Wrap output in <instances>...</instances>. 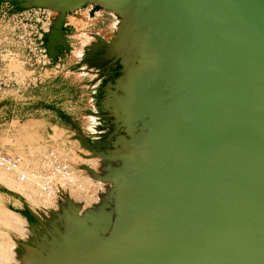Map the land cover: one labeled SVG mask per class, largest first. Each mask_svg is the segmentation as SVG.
Returning <instances> with one entry per match:
<instances>
[{"label": "water", "instance_id": "obj_1", "mask_svg": "<svg viewBox=\"0 0 264 264\" xmlns=\"http://www.w3.org/2000/svg\"><path fill=\"white\" fill-rule=\"evenodd\" d=\"M10 1L55 10L52 57L66 11L118 19L99 51L120 73L97 101L115 136L105 152L80 142L105 160L84 165L105 191L27 207L24 264H264V0Z\"/></svg>", "mask_w": 264, "mask_h": 264}, {"label": "built area", "instance_id": "obj_2", "mask_svg": "<svg viewBox=\"0 0 264 264\" xmlns=\"http://www.w3.org/2000/svg\"><path fill=\"white\" fill-rule=\"evenodd\" d=\"M7 2L0 1V92L5 88L22 91L55 77L65 70L67 58L79 61L96 37L108 41L118 21L111 11L92 3L66 11L63 27L67 31V48L52 57L45 42L55 10L33 5L8 11ZM0 167L14 172L16 178L34 188L38 207L58 206L70 189L77 190L74 192L83 202L98 200L96 189L103 187L54 152L42 155L35 163L25 162L18 154L0 152Z\"/></svg>", "mask_w": 264, "mask_h": 264}, {"label": "rangeland", "instance_id": "obj_3", "mask_svg": "<svg viewBox=\"0 0 264 264\" xmlns=\"http://www.w3.org/2000/svg\"><path fill=\"white\" fill-rule=\"evenodd\" d=\"M11 10H14V8H8V11ZM106 17L108 19V15ZM82 58L83 56L80 60ZM93 71L94 66L88 63H85L79 69H74L72 73L63 70L55 76L58 79L51 85H48L41 94H34L35 99L33 100H37V102L39 100L49 102V106H56L63 112H68L66 116H71L72 118L70 124L66 120L67 117L62 119L58 127L52 126L47 132H43V135L40 131H28V123L24 121V109H21L20 105H28V89L18 92H15L11 88L3 89L0 92V152L18 154L25 162L30 163H35L38 158L46 153L54 152L69 161L72 166L78 167L86 173L88 172L84 168V165L91 167L90 163L92 160H103L97 158V156H92L90 151L80 144L82 139L95 142L96 137L104 131L100 126V120L93 117L94 114L91 113L92 107L89 105L91 102L89 97H92L94 94L92 91L94 88L92 85L93 81H91V76H95ZM83 90L85 92L81 94ZM39 95L40 97L38 98L37 96ZM68 95L78 96L77 98L81 97L80 101L77 102V109L75 111L71 109L63 98ZM58 96H60L59 99ZM49 109L55 110L53 107ZM84 110L86 111L84 112ZM33 115L34 117H38L40 114L34 113ZM46 116V113L43 114V117ZM16 117L19 120H16ZM100 172H102V168L97 171V173ZM9 175L14 181H19L13 173ZM13 192L16 191L11 185L8 186L0 182V250H4L0 251V254L3 255V252L6 251L10 252H7L6 255L15 254L16 252L17 254L20 253L19 256L23 257L21 253L24 252L26 247L23 248L22 252L18 251L20 248L15 240H27V237L17 233L16 230L14 231V223H21L23 221L28 226L27 221L33 220L29 216L27 207L40 217L43 215L47 216L49 211L38 207L37 202L32 200V198L29 199L26 194L16 192L18 193L17 196ZM32 196L34 197L35 194ZM72 196H70L72 197L70 199H73L72 201L74 202L76 198L74 195ZM56 209H58V206L53 205V211H57ZM6 213L8 214L6 215ZM8 219H10V222H8ZM12 245L14 246L12 247ZM6 247L9 250H6ZM10 247L14 249L11 250ZM6 255L5 257L9 258Z\"/></svg>", "mask_w": 264, "mask_h": 264}, {"label": "crops", "instance_id": "obj_4", "mask_svg": "<svg viewBox=\"0 0 264 264\" xmlns=\"http://www.w3.org/2000/svg\"><path fill=\"white\" fill-rule=\"evenodd\" d=\"M7 1H8L7 2L8 7L9 6H10V8L15 7V5H16L15 2L10 1V0H7ZM14 9H17V8H14ZM62 33H63V36L66 40V43H68V39L66 37L67 31H66V28L63 26H62ZM63 49H66V48H62L61 50H63ZM61 50L58 53H60ZM73 60L74 59L72 57L67 58L66 64H65V72L69 71V73H72L74 71V69H79L81 66H84L86 63V62H83V63L79 64L81 62V60H79L77 62H75ZM91 77H92L91 81H93L92 85L95 86L98 83V80L96 79L95 76H91ZM57 79L58 78L53 77L49 80L44 81L41 84H38V85L28 89V105H25V104L20 105L21 109H24V114H23L25 116L24 121H27V123H28V131H30V130L31 131L34 130L36 132L40 131L41 134L43 135L44 134L43 132H47L52 126L58 127L60 124V121H62V119L66 118V117H67L66 120L69 124H70V122H72L71 116H69V117L66 116L68 112L67 113L63 112L60 108H58L56 106H49V102H44L42 100H39V102H37V100H33V99H35L34 94H36V93L41 94L47 88L48 85H51ZM84 90L81 92V94H83V92H85ZM37 97L39 98L40 95ZM59 97L60 96H58V99H59ZM77 97L78 96H74V95H68V96L63 97L65 102L68 103V105L71 107V109L73 111H75V109H77V102H79L81 99V97L80 98H77ZM89 98L91 100L89 105L92 107L91 113L94 114L93 117L96 118V115H95L96 110L95 109H96V106L98 105L97 101L100 98V95L97 98V95L93 94V96L89 97ZM50 107H53L55 110H50L49 109ZM85 111L86 110H84V112ZM34 113H39L40 115L38 117H34V115H33ZM45 113L47 114V116L43 117V114H45ZM16 120H19V118L16 117Z\"/></svg>", "mask_w": 264, "mask_h": 264}, {"label": "flooded vegetation", "instance_id": "obj_5", "mask_svg": "<svg viewBox=\"0 0 264 264\" xmlns=\"http://www.w3.org/2000/svg\"><path fill=\"white\" fill-rule=\"evenodd\" d=\"M103 41L104 40L101 39L92 40L91 43L97 47L94 48V50L86 49L81 60V62H86L94 66L93 72L98 83L94 86L92 91L97 95V98L105 91L108 83L112 82L120 73V66L117 61L113 60L112 56L108 55L106 52L99 51V47H101ZM95 115L96 118L100 120V126L104 131L96 137L95 142L88 139H82L81 141L91 149L105 152V150L110 147V140L115 136L114 124L109 121L110 117L108 113L100 110L98 105L96 106Z\"/></svg>", "mask_w": 264, "mask_h": 264}, {"label": "bare ground", "instance_id": "obj_6", "mask_svg": "<svg viewBox=\"0 0 264 264\" xmlns=\"http://www.w3.org/2000/svg\"><path fill=\"white\" fill-rule=\"evenodd\" d=\"M77 157V156H76ZM97 158H100V157H97ZM100 159H102V158H100ZM105 164V161H104V159L103 160H97V159H95V160H92L91 161V163H90V166H91V168H93L94 170H96V172L99 170V169H101L102 167H103V165ZM11 172V173H9V172ZM14 174V172H12V171H10V170H7V169H5V168H1L0 167V182H2V183H5V184H7L8 186H12V188H14L15 189V191L16 192H20V193H24V194H26L27 196H28V198L29 199H31L32 198V200H34V201H38L37 200V198H36V191L34 190V188L33 187H31L30 185H29V183H27V182H23V181H21V180H19V181H14L13 179H12V177L9 175V174ZM99 184H102L103 185V187H100V188H98V189H96V191H97V195H101V194H103V192L105 191V182L104 181H100V180H96ZM74 191H77V190H75V189H70L69 191H68V196L70 197V196H72V195H74V197L76 198V199H74V202H75V200L76 201H79V202H82V203H86L87 204V206H90V205H93V204H95V202H98V200H89V201H86V202H83V200L82 199H80V195H78L76 192H74ZM35 194V196L33 197L32 195H34ZM72 194V195H71ZM73 197V196H72ZM72 197H70V198H72ZM96 198V197H95ZM73 200V199H72ZM40 202V201H39ZM38 204V203H37ZM39 206H40V208H42V209H44V208H50L51 210H53V204H46V205H43V204H39ZM59 209V210H58ZM58 209H56L57 211L56 212H61V208H59L58 207ZM80 210H82V209H80ZM55 211V210H54ZM6 212V211H5ZM4 213V212H3ZM8 213H6V215H7ZM3 215V214H2ZM5 215V216H6ZM1 216V215H0ZM5 216H3L4 218H5ZM2 219V218H1ZM5 219H7V218H5ZM5 219H3V220H5ZM10 219H8V222H10L9 221ZM20 221V220H19ZM4 222H6V220L4 221ZM18 223V224H17ZM17 223H14V226H13V229H14V231L16 230L17 231V233H19V234H21V235H23V236H26V237H32V234H31V232L29 231V228H28V226L27 225H25L24 224V222L23 221H21V223L20 222H17ZM12 225V224H11ZM10 228H12V227H10ZM8 246V245H7ZM14 245H12V247H13ZM25 248V247H24ZM1 249V248H0ZM10 249L12 250V249H14V248H11L10 247ZM6 250H9V249H7V247H6ZM0 251H4V250H0ZM7 252L8 251H6V252H3L5 255L7 254ZM28 252H29V250L27 249V248H25V250H24V252L23 253H21L22 255H23V257H21V256H19V254H17L16 252H15V254H8V255H6V256H9V258L8 257H5V255L3 254V255H1L0 254V264H24V260H25V257H26V255L28 254ZM8 253H10V252H8ZM13 253V252H12Z\"/></svg>", "mask_w": 264, "mask_h": 264}, {"label": "trees", "instance_id": "obj_7", "mask_svg": "<svg viewBox=\"0 0 264 264\" xmlns=\"http://www.w3.org/2000/svg\"><path fill=\"white\" fill-rule=\"evenodd\" d=\"M14 2V1H13ZM14 8H19V6H17V5H15V7ZM29 213V212H28ZM29 216H31L30 214H29Z\"/></svg>", "mask_w": 264, "mask_h": 264}]
</instances>
